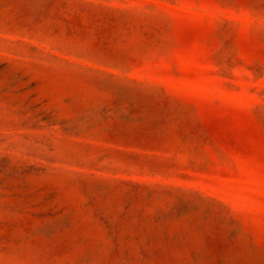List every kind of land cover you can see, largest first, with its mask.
I'll use <instances>...</instances> for the list:
<instances>
[{"label": "rangeland", "instance_id": "rangeland-1", "mask_svg": "<svg viewBox=\"0 0 264 264\" xmlns=\"http://www.w3.org/2000/svg\"><path fill=\"white\" fill-rule=\"evenodd\" d=\"M0 264H264V0H0Z\"/></svg>", "mask_w": 264, "mask_h": 264}]
</instances>
